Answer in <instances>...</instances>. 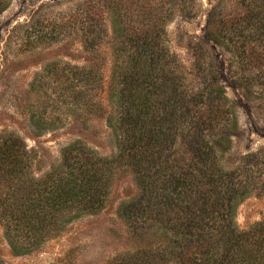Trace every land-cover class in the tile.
<instances>
[{
	"label": "trees",
	"instance_id": "1",
	"mask_svg": "<svg viewBox=\"0 0 264 264\" xmlns=\"http://www.w3.org/2000/svg\"><path fill=\"white\" fill-rule=\"evenodd\" d=\"M113 1L108 9L116 44L106 121L117 152L101 156L74 140L61 148L60 163L44 177L26 178L21 172L26 145L3 137L0 166L9 161L11 182L1 191L0 215L8 218V245L18 254L31 252L49 234L100 212L115 162L122 161L134 173L140 193L122 202L118 215L130 220L138 238L142 235L141 246L133 253L121 251L106 264H264V219L237 224L236 208L246 192L233 184L234 172L220 164L237 126L225 87L213 68L190 99L172 101L177 61L162 44L161 28L174 3L151 18L141 5V15L133 18L123 13L129 1ZM5 8L0 0V13ZM217 9L207 14V40L229 53L236 84L264 101V0H234L232 13ZM79 74V82L66 88L77 99L87 95L85 79L91 80V89L99 79L93 66L80 67ZM177 133L191 139L190 163L163 159ZM144 235L156 240L145 241Z\"/></svg>",
	"mask_w": 264,
	"mask_h": 264
},
{
	"label": "rangeland",
	"instance_id": "2",
	"mask_svg": "<svg viewBox=\"0 0 264 264\" xmlns=\"http://www.w3.org/2000/svg\"><path fill=\"white\" fill-rule=\"evenodd\" d=\"M2 1L6 8L0 13V141L18 138L22 148L26 145L22 176L44 177L60 163L61 148L74 140L112 157L117 144L106 115L116 44L108 8L114 1ZM127 1L130 9L123 13L133 18L141 15V5L147 8L146 18H151L174 3L161 28L162 44L177 61L178 85L176 94L171 92L172 101L190 99L214 68L237 119L231 146L220 159L225 169L234 172L233 184L246 192L235 219L240 227L263 220L264 101L236 84L228 69L229 53L208 41L204 31L208 11L214 6L232 13L234 0ZM86 65L95 68L98 85L91 89V80L85 79L87 95L77 99L66 88L79 82L80 67ZM190 145V138L177 133L163 159L190 163ZM8 164L6 160L0 166V200L4 185L11 182ZM115 164L102 210L49 234L31 252L18 254L10 248L4 235L8 218L0 215V264H106L125 249L140 250L142 235L138 238L130 220L118 215L120 204L140 190L134 173L122 161ZM144 236L145 241L156 240L155 235Z\"/></svg>",
	"mask_w": 264,
	"mask_h": 264
}]
</instances>
